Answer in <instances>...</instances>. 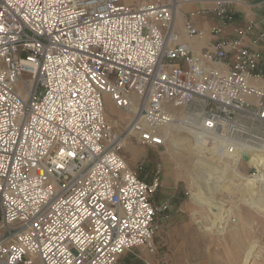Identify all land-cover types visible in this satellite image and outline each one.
<instances>
[{
  "label": "built area",
  "instance_id": "1",
  "mask_svg": "<svg viewBox=\"0 0 264 264\" xmlns=\"http://www.w3.org/2000/svg\"><path fill=\"white\" fill-rule=\"evenodd\" d=\"M208 2L231 19L240 0H0V264H118L151 247L166 205L158 177L127 164L129 138L159 147L177 123L237 163L264 149L258 52L240 37L197 50L176 28L183 4Z\"/></svg>",
  "mask_w": 264,
  "mask_h": 264
},
{
  "label": "rangeland",
  "instance_id": "2",
  "mask_svg": "<svg viewBox=\"0 0 264 264\" xmlns=\"http://www.w3.org/2000/svg\"><path fill=\"white\" fill-rule=\"evenodd\" d=\"M127 3L131 4L129 0ZM105 107L106 112L110 113L107 114L106 119L113 129L117 132L124 130L128 122L127 118L116 110L107 98ZM167 146L169 147V141L162 146L151 148L129 138L123 147L122 154L127 164L139 178L150 182L154 176L158 177L160 184L151 200L158 207L166 205V209L158 212L154 220L151 247H139L133 250L140 257L138 264H187L186 258L195 264L197 261L208 259V251H210L211 259L224 260L223 245L225 243L222 244L212 235H205L198 226L199 218L196 219L190 213L195 209L190 201L191 192H189L191 191L189 171H192L190 164L194 160L184 159L185 164L182 165L178 158L170 159L165 149ZM209 163L213 166L218 164L215 157L209 159ZM238 168L248 175L258 173L254 166L248 165L247 162H239ZM194 172L197 173V171ZM233 177V174L228 172L226 178L230 182L227 181L223 190L225 209L230 210L231 220H233L231 222L233 227L227 231V246L235 245L243 250L249 242L255 241L257 256L247 264H264V206L260 208L250 203V190H235L233 183L238 184L240 181ZM181 237L184 238L186 253L179 256L177 252Z\"/></svg>",
  "mask_w": 264,
  "mask_h": 264
},
{
  "label": "bare ground",
  "instance_id": "3",
  "mask_svg": "<svg viewBox=\"0 0 264 264\" xmlns=\"http://www.w3.org/2000/svg\"><path fill=\"white\" fill-rule=\"evenodd\" d=\"M179 12L180 10H178L176 15ZM105 113L107 116L109 112ZM164 129L169 141V147H165L167 156L170 159L178 158L181 160L182 165L185 164L184 159L190 158V161L194 160L190 164L193 172L189 171L191 177V191H189L191 195H189L195 209L190 213L196 219L199 218L197 221L198 226L205 235H212L215 239L221 241L222 244L225 243L223 245L224 260L211 259L210 251H208V259L197 261L195 264L250 263L251 259L253 260L257 256L255 250L257 243L255 241L249 242L243 250H240L235 245L227 246V231H230L231 227H233L231 224L233 220H231L232 214L230 210L225 209L226 203L223 190L227 181H229L226 176L228 172H231L234 176L233 179L240 181L238 184L233 183L234 189L250 190V203L260 206V208L264 206V149L258 150L261 151L258 154L253 151H246L247 159L245 162L254 166L255 170H257L256 172H258L255 175H248L238 168L239 163L231 156L217 153L219 147L217 140L201 138L182 124L165 125ZM214 157L217 159L218 164L213 166L209 163V159ZM194 171H197V173ZM198 172L200 173L199 175ZM186 261L187 264H192L188 258H186Z\"/></svg>",
  "mask_w": 264,
  "mask_h": 264
},
{
  "label": "crops",
  "instance_id": "4",
  "mask_svg": "<svg viewBox=\"0 0 264 264\" xmlns=\"http://www.w3.org/2000/svg\"><path fill=\"white\" fill-rule=\"evenodd\" d=\"M132 5L137 4L140 0H129ZM213 4L193 3L183 4L180 12L175 17V25L183 40L187 41L193 48L204 50L210 48L213 41L218 38H241L242 42L256 50L259 54V71L264 75V0H240V2L231 3L228 7L232 15L231 19L218 17L212 11ZM189 16L201 35L187 37L182 27L183 16L189 12H195ZM222 28L223 32L219 35H213L215 28ZM178 255L182 256L184 251V238L179 239ZM134 250V249H133ZM127 251L123 253L118 264H138L136 253Z\"/></svg>",
  "mask_w": 264,
  "mask_h": 264
},
{
  "label": "water",
  "instance_id": "5",
  "mask_svg": "<svg viewBox=\"0 0 264 264\" xmlns=\"http://www.w3.org/2000/svg\"><path fill=\"white\" fill-rule=\"evenodd\" d=\"M243 159L246 160L247 159V156L246 154L243 155Z\"/></svg>",
  "mask_w": 264,
  "mask_h": 264
}]
</instances>
